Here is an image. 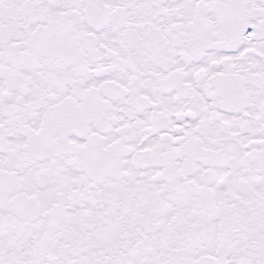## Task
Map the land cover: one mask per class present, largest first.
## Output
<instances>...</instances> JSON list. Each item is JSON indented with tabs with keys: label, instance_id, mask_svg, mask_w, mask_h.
<instances>
[{
	"label": "snow or ice",
	"instance_id": "1",
	"mask_svg": "<svg viewBox=\"0 0 264 264\" xmlns=\"http://www.w3.org/2000/svg\"><path fill=\"white\" fill-rule=\"evenodd\" d=\"M0 264H264V0H0Z\"/></svg>",
	"mask_w": 264,
	"mask_h": 264
}]
</instances>
